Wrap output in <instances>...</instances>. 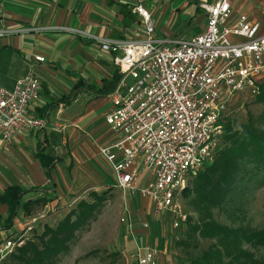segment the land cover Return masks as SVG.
<instances>
[{
    "label": "built area",
    "instance_id": "obj_1",
    "mask_svg": "<svg viewBox=\"0 0 264 264\" xmlns=\"http://www.w3.org/2000/svg\"><path fill=\"white\" fill-rule=\"evenodd\" d=\"M196 3L204 27L187 38L156 36L141 3L131 8L142 22L139 37L96 38L101 50L114 53L120 75L103 114L114 137L98 146V154L110 165L115 186L148 198L154 215L166 212L172 228L185 219L177 196L212 154L231 98L242 90L255 95L264 82V31L258 23L246 14L231 20L228 0ZM21 30L0 26V36ZM32 60L43 62L44 57L35 54ZM39 91L32 65L11 89L0 86V137L5 142L44 127L45 120L28 107ZM125 212L120 221L133 242L132 264H158L167 239L147 237L139 243ZM34 221L32 217L22 231L0 240V264L23 242Z\"/></svg>",
    "mask_w": 264,
    "mask_h": 264
},
{
    "label": "crops",
    "instance_id": "obj_2",
    "mask_svg": "<svg viewBox=\"0 0 264 264\" xmlns=\"http://www.w3.org/2000/svg\"><path fill=\"white\" fill-rule=\"evenodd\" d=\"M155 1L158 2L0 0V26L7 30L22 29L0 36V86L11 89L15 80L23 76L29 65H32L40 80V91L38 99L28 107L32 113L45 120L43 128L17 133L9 142L0 137V193L10 184H16L22 189L50 184V192L55 198L45 202L44 208H49L50 202L62 200V193H68L71 186L68 174L71 170L75 172L80 165L84 183H90L91 180L94 181L93 184L106 183L115 186L112 170L102 166L97 151L98 146L114 137L103 119L104 112L110 107L109 94L96 96L92 93L109 90L111 80L118 71L112 62L114 53L101 50L96 38L139 37L142 22L131 8L136 3H141L144 8L149 6L148 11L152 16L156 10L153 5ZM178 1L169 0L168 5L171 12L176 10L180 15L179 19L185 21L183 31L179 29L159 37L187 38L199 32L196 30L187 35L184 33V28L193 23L198 12L204 17L197 6V0ZM237 15L232 12L231 20ZM259 28L264 31V27ZM35 54L43 56L44 61H33L32 56ZM74 87L76 89L72 91ZM69 94L72 95L68 97ZM61 97L64 100L59 101ZM98 126L100 130H96ZM41 144L44 145V152L53 157L50 181L35 156ZM127 191L141 197L136 191ZM41 194L40 190H32L25 193L22 199L31 200ZM141 198L148 201L147 204L143 203L144 213L148 212L152 203L148 198ZM124 201V208L134 220L131 214L134 211V199ZM5 216L6 205L0 203V219L3 220ZM16 216L11 227H0V240L22 231L32 218L29 215L24 216L22 211ZM21 220H24L23 227L15 231L13 227ZM142 220L139 228H135L132 222L133 235L140 242L147 237L157 239L155 235L147 232L148 227L144 228L147 231L143 230ZM130 246L132 248L133 242H130Z\"/></svg>",
    "mask_w": 264,
    "mask_h": 264
},
{
    "label": "trees",
    "instance_id": "obj_3",
    "mask_svg": "<svg viewBox=\"0 0 264 264\" xmlns=\"http://www.w3.org/2000/svg\"><path fill=\"white\" fill-rule=\"evenodd\" d=\"M119 77V74L113 76L109 90L94 92L92 95L110 94ZM74 89L76 87L72 91ZM253 101L263 105L257 120L248 112L246 120L237 125L233 118L223 115L222 133L212 151L211 160L205 161L192 177L191 185L182 189L184 195H190L188 202L196 219L186 215V219L178 226L184 225L173 243L183 249L181 251H184L185 258L184 263L179 264H263L245 244L264 246V227L252 228L241 222L225 224L216 220L212 214L213 209H221L233 200L235 189L244 177L249 180L258 176L257 185H264V82L259 85ZM43 148L41 144L35 156L50 181L53 157L45 153ZM32 190H40L41 196L23 200V195ZM109 191L110 187L100 191L90 190L87 198L78 199L54 224H43L40 232H30L1 264H55L59 256L68 252L77 232L87 228L95 218L98 209L109 198ZM54 198L50 184L28 189H22L16 184L6 186L0 193V203L6 205V216L0 219V227H11L19 211L28 215L33 206L44 205ZM200 239L210 242L192 254Z\"/></svg>",
    "mask_w": 264,
    "mask_h": 264
},
{
    "label": "rangeland",
    "instance_id": "obj_4",
    "mask_svg": "<svg viewBox=\"0 0 264 264\" xmlns=\"http://www.w3.org/2000/svg\"><path fill=\"white\" fill-rule=\"evenodd\" d=\"M228 1L231 3L230 13L233 12L236 15L240 13L246 14L256 21L260 27H264V0ZM168 2L169 0H158V2L155 1L153 3V5L156 6V10L151 16V21L153 22L154 33L158 36L182 29L185 22L179 19L180 15L176 10L170 11L171 7H169ZM178 2H180V0ZM145 8L147 10L150 9L149 6H145ZM203 27L204 17L198 12L193 23H191L188 28H184V33L187 35L191 31L196 30L201 32ZM182 31L183 29L181 32ZM253 97L254 94L247 90L237 92L226 106L224 116L233 118L237 125L246 120L248 112L257 120L258 116L261 114L263 105L261 103H255ZM109 104L107 103V107ZM96 130H100V126L96 127ZM211 158L212 154L206 161H210ZM99 160L104 168L111 171V167L107 161L101 156ZM81 166L82 165H80L75 172L71 170L68 174L71 186L68 193H62V200L50 202L49 208H44V205H35L28 214L30 217H34L35 221L32 223L33 226L25 234H30V232L31 234L38 233L43 224H54L78 199L87 198V193L90 190L100 191L110 187V196L98 209L95 218L89 223L87 228L77 232L76 239L70 245L68 252L59 256L55 264H132L131 258L129 257L131 252V237L125 229L126 223L120 221V217L125 219L127 217L124 208L126 205L125 199H134V211L131 213L134 216V220L131 219V221L134 222L135 228L140 227V222L143 219L142 222L148 225V231L146 230L147 228H143V230L150 232L151 235H155V238L167 239V250L158 257V264L184 263V251H181L183 249L173 243V240L177 239L180 235L184 225H181L179 228H172L170 226L169 215L165 212L160 213V215L156 217L150 205L148 207V212L146 211L144 213L145 209L143 203L146 202L147 204L148 201L139 197L136 193L127 190L122 192V190L115 187L114 184H93L94 181L91 180L90 183L92 184L87 182L84 183L81 179L83 176ZM72 168L74 169V167ZM192 177L193 176L189 177L187 182L188 187L191 185ZM258 178V176H254L252 179L246 180L244 177L238 183L239 186L235 189V197L233 200L221 209H213V217L225 224H236L241 222L252 228L264 227V185H257ZM135 191L136 190L133 192ZM189 197L190 195H184L181 191L177 196L178 204L181 212L185 214V219L186 215H189L195 220L196 214L192 211L191 205L188 202ZM25 215L26 214H24V216ZM18 220H20L19 216ZM23 221L21 220L13 227L15 231L23 227ZM138 242L141 243L140 241ZM209 242V240L200 239L197 248L192 250V254L206 247ZM245 247L249 249L255 257L261 259L264 264V246L254 247L245 244ZM87 253L88 255L85 256Z\"/></svg>",
    "mask_w": 264,
    "mask_h": 264
}]
</instances>
